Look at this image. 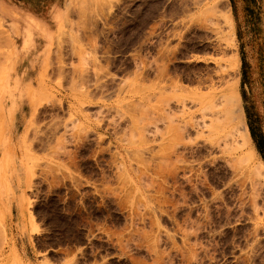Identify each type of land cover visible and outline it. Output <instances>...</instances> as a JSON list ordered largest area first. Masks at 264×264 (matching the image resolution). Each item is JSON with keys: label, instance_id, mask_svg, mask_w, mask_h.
Returning a JSON list of instances; mask_svg holds the SVG:
<instances>
[{"label": "rangeland", "instance_id": "1", "mask_svg": "<svg viewBox=\"0 0 264 264\" xmlns=\"http://www.w3.org/2000/svg\"><path fill=\"white\" fill-rule=\"evenodd\" d=\"M0 264H264V0H0Z\"/></svg>", "mask_w": 264, "mask_h": 264}, {"label": "crops", "instance_id": "2", "mask_svg": "<svg viewBox=\"0 0 264 264\" xmlns=\"http://www.w3.org/2000/svg\"><path fill=\"white\" fill-rule=\"evenodd\" d=\"M196 54H198L200 56H206V53H204V52H199V53H196Z\"/></svg>", "mask_w": 264, "mask_h": 264}, {"label": "bare ground", "instance_id": "3", "mask_svg": "<svg viewBox=\"0 0 264 264\" xmlns=\"http://www.w3.org/2000/svg\"><path fill=\"white\" fill-rule=\"evenodd\" d=\"M231 38H232V37H231ZM229 39H230V38H229ZM232 60H233V58H232ZM232 67H233V66H232ZM249 144H250V143H249ZM249 144H248V145H249ZM248 148H249V147H248ZM250 148H251V147H250ZM249 151H250V150H249Z\"/></svg>", "mask_w": 264, "mask_h": 264}]
</instances>
